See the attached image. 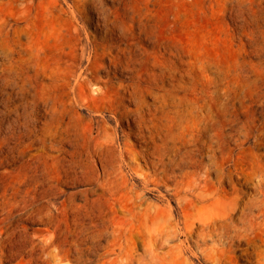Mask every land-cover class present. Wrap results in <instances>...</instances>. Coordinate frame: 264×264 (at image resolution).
<instances>
[{
	"label": "rangeland",
	"instance_id": "374dc122",
	"mask_svg": "<svg viewBox=\"0 0 264 264\" xmlns=\"http://www.w3.org/2000/svg\"><path fill=\"white\" fill-rule=\"evenodd\" d=\"M28 1L0 0V129L6 133L12 125L17 133L18 145L22 147L31 142L35 114L37 127L40 128L39 140L24 152L13 148V139L0 140V211L8 209L11 197L22 204L12 213L16 225L10 229V233L0 235V264H32L28 260V252L37 249V256L48 258L47 253L42 251L47 238L41 227H49L50 232L47 231L49 234L46 235L56 239L59 248H53L60 261L55 263L60 264H128L131 253L134 254V264H141L140 254L145 255L143 264H183L181 248L185 249V256L193 255L196 251L203 255L216 250L225 262L245 264L246 260L240 258V252L233 251L223 240V234L221 238L196 237L190 241L185 236L172 233V226L169 227L156 216V208L162 214L172 213L176 221H182L180 214L188 211L192 212V219L205 218L207 214L233 206L238 197L233 192L234 187L252 194V197H245L241 204L247 205L256 199L258 204L262 201L264 140L263 146L259 147L257 138H261L258 135L263 129L259 128L257 122V126L249 124L247 128H240L237 116L243 61H246L248 71L247 83L250 85L255 78L259 83L264 82V53L261 58L254 55L255 41L264 47V15L260 20L261 28L256 24L259 7L261 4L264 6V0H94L98 10L91 12L86 9L87 0H63V9L52 2L49 12L43 9L47 0ZM97 19L101 26L97 25ZM116 25L129 28L130 41H126L133 46L138 44L142 32V43L148 51L140 53L137 50L144 59V63L138 66L139 74L123 69H117L116 73L111 70L114 85H117L118 79L126 80L136 74L144 85L152 83L150 85L154 86L157 84L151 80L153 73L162 74L159 85L163 93L168 96L174 94L185 107L196 106L195 116L189 119L187 126L201 125V116L207 117L205 163L212 168L207 173V187L219 186L218 181L223 179L221 185L226 192L222 197L199 203L202 209L197 205L188 206L186 211L179 209L175 201L178 197L171 195L175 191V185L171 182L169 192L162 184L151 183L152 187L149 186L145 192L148 203L138 207L129 197L139 194L144 186L142 188L141 184L137 186L139 192H132L134 173L127 167V185L124 187L118 182L119 189L113 194L116 200L108 202L106 199L113 196L107 192L104 194L98 183L105 181L98 176L102 172L101 160L90 152L98 124H95L93 137L85 131L90 121L88 111L79 113L75 118L76 123L70 126L60 119L57 112L48 117L45 125L42 123L46 101L59 106L71 101L61 86L50 84L52 80L48 75L64 66L73 47H77L79 56L86 64L81 48L88 43L89 34L97 31L99 37L106 36L109 29ZM243 25L248 34L246 52L241 47ZM105 63H109L106 56ZM36 68L39 71L38 80L34 76ZM107 75L106 71H101L100 80L92 83L104 85ZM112 82H108L106 87L117 92L118 88L116 86L117 90L114 89ZM91 87L93 91L97 86L92 84ZM129 98L125 102L129 108H134ZM155 100L154 94L147 93V103H155ZM92 113H95L94 110ZM104 113L111 115L108 111ZM110 122V132L118 129L119 132H122L120 129L129 132L128 122L120 124L115 118ZM131 124L133 126L134 122ZM135 137V134L128 135L130 142L140 147L142 143ZM109 146L106 145L105 150L108 148L107 151L118 160V146ZM136 161L151 178L156 177V169L146 164V156ZM82 169L88 172L84 174ZM223 170L228 175L223 174ZM257 183L263 184L258 187L261 190L258 196ZM120 197L122 202H118ZM170 197L173 202H170ZM41 202L46 203L47 207L44 224L33 217L18 216L25 206L32 203L40 205ZM161 228L163 233L161 231L159 234L161 241L157 253L151 254L145 250L139 236L149 240L156 236L155 230ZM220 229L223 230V226L218 227ZM32 246L36 249H32ZM192 258L193 264H201L198 257ZM208 264H213V261L210 260Z\"/></svg>",
	"mask_w": 264,
	"mask_h": 264
},
{
	"label": "bare ground",
	"instance_id": "6f19581e",
	"mask_svg": "<svg viewBox=\"0 0 264 264\" xmlns=\"http://www.w3.org/2000/svg\"><path fill=\"white\" fill-rule=\"evenodd\" d=\"M43 1L45 2V0ZM47 1L48 2L44 3V5L42 4L44 6L43 9H45L47 12H49L51 6L53 5L52 2H55L54 4L57 7L63 9V4H62L63 0H47ZM87 1H88L87 4L85 2L87 11L91 12L98 10V6L94 0H87ZM27 2L29 1L27 0ZM76 3H79V1ZM81 7L83 8V6ZM263 15H264V6L263 4H261V6L259 7L258 15L256 17V24L260 28H261L260 22L262 21L261 19L263 18ZM97 25H100L99 19H97ZM112 28L109 29V33H108L109 35L107 34L106 36L99 37L97 31L91 34H89L90 32L88 33L89 34L88 43L85 45L83 44L81 48L82 49L81 54H83L82 57L84 56L86 57L85 59L87 61L86 64L83 62V58L81 59L80 57L81 55L79 56L77 47H73L71 52L69 53L70 57L65 62L64 66H62L58 71L50 74V76L48 75V78L52 80L50 84L57 85L59 87L61 86L67 95L66 97H68V100L71 101L70 103L64 102L60 104V106L57 105L56 103L54 104L52 103V105H50L51 103L49 104L46 101L45 105L43 106L44 111L42 112V115L44 119L42 123L43 124L47 123L48 121L46 122V120L48 119V117H50L52 113L57 112L60 114V119H62V121L67 126H70L73 124V122H75V118L78 116L79 113L82 112L85 113V111H88L87 115L90 117V119L88 118L90 121L87 122L85 126V131H87V133H89V135L93 137L94 128H96L95 124L96 123L98 124L97 127L98 129L97 131L95 130L96 134L94 135L95 137L94 146L92 150L90 149V152L92 156L98 155L101 160L102 172L98 173V176L99 179L103 178L105 179V181L98 183L100 184V187L102 188L104 194L107 192L108 194L113 196V197H108L109 199H106L108 202L109 201L114 202L116 200L113 194L116 191H118L120 183L124 184V187L127 185L129 180L127 178V175L125 174L126 167L132 171V172L130 171L131 173H134L133 181H131L133 184L131 187L132 192L133 193L139 192L138 191L139 188L137 186L139 185L141 186V184H143L142 188L144 186V189H141L142 191L139 192V194L138 193L136 195L132 194L129 197L133 203L138 204V207L145 205V203H148L147 197L145 196V192L148 191L146 189L149 186H151L150 184L153 182H155L156 185L162 184L163 186H165L167 192H169L170 189V185H169L170 182L173 185H175L174 187L175 191L172 192V194L171 193L170 194L173 195L174 198L175 196L178 197L175 200L177 203L176 205L179 209H182L183 211L184 210L186 211L188 206H195V205L198 206L199 203H203V202L205 203L207 199L210 198L216 199L217 197L220 196L222 197V195H224L226 192V189L223 188V186L221 185L223 179L218 181V183L220 184L219 186L207 187V173H209L212 169L211 166L207 167V163H205V159L207 158V117L201 116V125L187 126L186 123L189 121V119L192 116H195V112L197 111L196 106L185 107L182 103H180L177 100V98H175L174 94L173 96L171 95L168 96L165 93H163L159 85V83L162 82V78H163L162 74L159 75L153 73V77L151 80L157 85L151 86L150 84L152 83H150L149 85H144L141 78L139 79L137 75L134 73L135 75L131 76L129 79L126 80L123 78L118 79V81L115 83L117 84L116 85L118 88L117 90L116 86L112 82L113 77L111 76V70L114 73H116L117 69H123L131 72L134 71L138 72L140 70L138 67L139 64L144 63V59L140 55V53L148 50L142 43V39H143L142 32L140 33L139 41L138 44H136L137 46L136 47L130 43L128 44V42L126 41L130 39L129 31H128L129 28L121 25H116L113 29ZM79 37L82 38L81 36ZM247 37L248 34L245 29V26L243 25L241 31V47L243 49V52L247 51L246 49L248 44L246 42ZM255 45L256 47L254 49L255 52L254 55L255 57L261 58L264 53V47L259 41H255ZM137 50H139L140 53H138ZM105 56L108 57L109 63H105ZM170 60H172V58ZM245 63L246 61H243L240 72L241 73L240 77H242L241 79H243V81L241 84L242 87L239 96V113L237 116V122L239 123L240 128L242 127L247 128L249 124H252V126H257L258 123L259 128L263 129L262 131L260 130V134L258 135V136L261 135V138L260 137L257 138L258 139L257 143L259 147H261L263 146L262 141L264 140V82L259 83L258 79L255 78V80L250 81V85H249L247 83L248 71L245 66ZM103 70L106 71L108 74L105 84L100 85L97 82L92 83L94 80L95 81L100 80L99 74ZM45 74H47V72H45ZM34 76L36 80L39 79V71L37 68L35 69ZM110 81L112 82L113 88L116 89L117 92H115V90L106 87L108 85V82L110 83ZM92 84L94 86H97L93 91L91 89L93 88L91 87ZM247 85L248 87L246 88ZM147 93L154 94L156 99L155 103L149 104L145 101V97ZM34 96L35 98L37 97L36 94ZM127 98H129L128 100L135 105L134 108L128 107V105L126 104L127 102H125ZM34 104H35L34 110L36 113L37 101H35ZM182 106L183 108L181 109L180 107ZM93 110L95 113H92ZM105 111L110 112L111 115H109L108 113L105 114L104 113ZM113 118H115V120L120 124L128 122L129 132L127 130L126 132L125 130L122 129H120L122 132H119V129L118 131L110 132L109 130L110 126L108 125L111 123L110 121H112ZM32 120L34 123L33 124L34 128L32 131V135L30 137L31 142L23 144L22 145L23 148L18 145L19 142L16 139L17 133L12 125L9 126V129L6 133H3V131L0 129V140L5 141L8 139H13L15 143L13 148L16 147L21 152H24L28 147H30L33 143H36L40 138L38 134L40 128L37 127L38 118L36 114L34 116V119ZM80 120L78 119V121ZM131 122H134L133 126ZM240 124H242V126ZM130 134H135L136 136L135 138H137L142 143L140 147L137 144L130 142V140L128 139V135ZM86 140L87 139H85V141ZM106 145L118 146L119 149L118 160L117 157L114 156V154L112 155L107 151L108 148L105 150ZM65 153L66 152H64V154ZM141 156H146V164L150 168L156 169L155 171L156 177L151 178L150 174L144 171L143 169L144 167L142 168L137 163L138 161L135 162V159ZM212 164L213 163H211V165ZM87 172L88 171L85 170L84 174H86ZM222 173L228 175L227 172L224 170L222 171ZM223 174H221V177L223 176ZM157 176L159 177L157 178ZM79 179H81V177H79ZM118 182L120 183L117 184ZM253 182L256 181L254 180ZM261 186H263V184L259 185L257 183L256 185L257 196L259 193H261V190L258 188ZM233 192H236L238 194V197L234 202L233 206H231L229 209L226 210L223 209L215 213L207 214L205 218H200L195 220L192 219V212L190 211L185 212V214L183 213L182 215L180 214V212H178L180 216L183 217V220L176 221L172 213L162 214L163 212L160 213L157 210V208H156V216L160 221L166 223L169 227L172 226V230H171L172 233H175L180 236L181 235L185 236V238L188 240L190 239V241L195 240L196 237H200V238L207 237V239L208 237H212L211 239L221 238L222 237L221 234H223V236L225 237L223 240L230 245L233 251L240 252V258L246 260L245 264H264V196L263 198H261L262 201L259 204H258V199L255 198L256 200H253L249 202L247 205H244V203L241 204V202L244 201L245 197L250 195V193L240 190L239 188L236 189L235 187L233 189ZM162 195H164V193ZM12 198L13 197L10 198L11 201L8 209H4V211H0V235L10 233L11 232L10 229L16 225V222L15 224L13 223V218L15 216H13L12 213L13 210H15L19 205L22 204H20L18 200H14ZM169 200H171L170 202H173L172 197H170ZM118 202H122L121 197L119 198ZM105 204L107 203L105 202ZM198 207L199 209H202L200 205ZM46 210H47L46 203H42L40 205H35L34 203H32L28 206H25L24 209L20 211L18 216L26 215V217H33L38 223L44 224L46 222L45 221L47 215ZM220 226H223V230L221 229L218 230V227L220 228ZM40 229L44 231L45 239L47 238L45 240L44 248L42 247L43 244L41 245V247H42V251H44V253H47L48 258L44 259V256L41 255L37 256L38 254V249H37L36 251L28 252V256H29L28 260H30L32 264H52L53 262L54 264H60V262L55 263V261L57 262L60 261V258L57 257V253L54 251L53 248L54 246L56 248H59V245L56 243V239H53L51 235L49 236L46 235L49 234L46 232L47 231L50 232V228L41 227ZM162 229L163 228L156 229L155 230L156 236H153L149 240L145 239L144 236L142 237L139 236L140 241L145 246V250L149 251L151 254L157 253L156 249L161 241L159 234L161 233ZM120 230L122 231V229ZM167 238L168 237L166 236L165 239ZM33 247L34 246H32V249H36V247L35 248ZM11 249L13 250V248ZM180 252L183 254L182 255L183 264H193V262L191 261V258L193 256L198 257L201 264H208L210 260L213 261V264H231L230 262H225L222 259V257L218 256L219 252L216 250L210 253L207 252L206 254L203 255H199V253L196 251L193 252V255L189 254L190 256L189 255L185 256L184 248H181ZM144 260H145V255L140 254L139 256L140 263L143 264ZM128 264H134L133 253H131V258L128 260Z\"/></svg>",
	"mask_w": 264,
	"mask_h": 264
}]
</instances>
